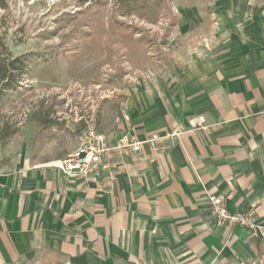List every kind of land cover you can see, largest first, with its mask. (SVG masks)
Segmentation results:
<instances>
[{
    "label": "crops",
    "instance_id": "crops-1",
    "mask_svg": "<svg viewBox=\"0 0 264 264\" xmlns=\"http://www.w3.org/2000/svg\"><path fill=\"white\" fill-rule=\"evenodd\" d=\"M200 2L176 1L166 75L111 96L105 84L91 115L37 120L56 131L88 116L110 146L127 132L179 137L118 154L99 181L67 179L47 166L63 154L38 161L25 136L0 146V264H264V5ZM217 196L260 233L218 225Z\"/></svg>",
    "mask_w": 264,
    "mask_h": 264
},
{
    "label": "rangeland",
    "instance_id": "rangeland-1",
    "mask_svg": "<svg viewBox=\"0 0 264 264\" xmlns=\"http://www.w3.org/2000/svg\"><path fill=\"white\" fill-rule=\"evenodd\" d=\"M6 1L7 8L0 9V39L7 51L0 46V62L24 59L26 70L0 107L4 148L25 136L36 160L44 161L43 149L63 154L50 160L67 159L80 146L88 116L72 123V129L44 131L37 120L45 112L55 110L57 118L91 115L92 105L100 110L105 84L112 81L106 92L111 96L135 88L130 78L168 73L163 66L173 54L170 47L178 43L172 37L179 24L177 0H95L90 5L79 0ZM205 2H200L203 8Z\"/></svg>",
    "mask_w": 264,
    "mask_h": 264
},
{
    "label": "built area",
    "instance_id": "built-area-1",
    "mask_svg": "<svg viewBox=\"0 0 264 264\" xmlns=\"http://www.w3.org/2000/svg\"><path fill=\"white\" fill-rule=\"evenodd\" d=\"M129 76L127 79L129 80ZM153 74L147 73L143 78H130L133 86L146 80H154ZM145 79V80H144ZM128 82V81H127ZM129 83V82H128ZM129 85H131L129 83ZM132 86V85H131ZM128 120L126 115L124 118ZM179 132H171L163 135H150L145 141H138L132 134L127 132L116 145L110 146L103 134H101L96 125L88 123L86 131L81 138L80 146L67 159H58L48 163V167L60 170L67 179H92L99 181L103 178L113 177L117 167V156L122 153L139 154L144 144L157 145V143H166L172 138L179 137ZM208 209L210 217L218 225H238L249 231L253 236L260 233L261 227L254 217V213L230 212L225 206L224 198L221 196L213 197L209 200ZM264 235V231L262 232Z\"/></svg>",
    "mask_w": 264,
    "mask_h": 264
},
{
    "label": "trees",
    "instance_id": "trees-1",
    "mask_svg": "<svg viewBox=\"0 0 264 264\" xmlns=\"http://www.w3.org/2000/svg\"><path fill=\"white\" fill-rule=\"evenodd\" d=\"M95 0H79L78 3L82 5L92 4ZM121 0H118V2ZM7 8V1L0 0V9L5 10ZM0 46H4L0 39ZM5 49V46L3 47ZM7 51V49H5ZM26 70L24 59L8 57L7 60L0 62V107L5 104L8 92L18 88L20 83V77L22 71ZM14 71H17L14 74ZM16 131L9 132L10 135L15 134Z\"/></svg>",
    "mask_w": 264,
    "mask_h": 264
}]
</instances>
